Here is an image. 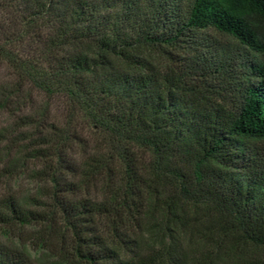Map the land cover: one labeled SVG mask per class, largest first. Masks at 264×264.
<instances>
[{
    "label": "trees",
    "instance_id": "1",
    "mask_svg": "<svg viewBox=\"0 0 264 264\" xmlns=\"http://www.w3.org/2000/svg\"><path fill=\"white\" fill-rule=\"evenodd\" d=\"M147 3L0 0L12 14L0 27V60L16 76L0 106L23 86L68 106L67 124L42 137L52 155L39 153L54 156L50 216L10 200L0 223L54 218L82 264H182L192 210L202 235L217 246L226 239L236 259L244 248L264 253V0ZM147 48L160 56H143ZM79 120L100 140L77 179L67 157L81 144ZM96 181L98 198L76 196ZM153 212L161 219L146 225ZM0 264H25L23 253L0 244ZM245 264H264V254Z\"/></svg>",
    "mask_w": 264,
    "mask_h": 264
},
{
    "label": "rangeland",
    "instance_id": "2",
    "mask_svg": "<svg viewBox=\"0 0 264 264\" xmlns=\"http://www.w3.org/2000/svg\"><path fill=\"white\" fill-rule=\"evenodd\" d=\"M189 1L180 0V3L186 5ZM147 4V0H138L141 9L145 10ZM11 15L7 10L0 12V27L6 17L12 18ZM205 35L222 43L232 44L229 39L217 33L207 31ZM0 39H4L2 35ZM140 52L150 59L160 56L148 48L141 49ZM14 82L16 76L9 66L0 60V91ZM8 100L4 106H0V206L12 200L40 217L48 218L51 213L48 206L50 182L45 175L47 168L54 165V156L41 157L39 153L46 149L52 155V144L45 145L42 137L46 133L48 135L50 125L63 127L67 124V103L61 96L49 97L28 86H23L19 93H12ZM30 119L39 120L36 122L38 125L27 124ZM72 129L81 139V144L73 145L67 158L79 170V175L76 176L78 179L85 157L98 146L100 138L93 128L80 120L74 122ZM143 159H146V155H143ZM95 184L97 188L91 187L88 192L81 189L76 196L98 198L100 192L97 189L100 185L98 181ZM193 217L192 210L187 211L185 231L177 248V253L182 257V264H245L252 259L263 257L261 249L244 248L243 256L236 259L235 254L226 249V239L218 246L215 245L211 236L202 235L205 230L202 218L196 216L195 220H192ZM49 219L25 225L16 221L0 223V244L22 252L25 264H82L70 258L69 247L61 239L64 232L59 226L60 223L54 218ZM160 219L159 212H153L145 224L157 225ZM154 231L156 233L157 230Z\"/></svg>",
    "mask_w": 264,
    "mask_h": 264
}]
</instances>
